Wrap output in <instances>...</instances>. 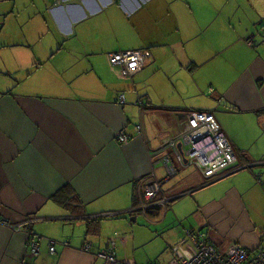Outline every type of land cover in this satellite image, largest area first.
Returning a JSON list of instances; mask_svg holds the SVG:
<instances>
[{
	"label": "crops",
	"instance_id": "1",
	"mask_svg": "<svg viewBox=\"0 0 264 264\" xmlns=\"http://www.w3.org/2000/svg\"><path fill=\"white\" fill-rule=\"evenodd\" d=\"M1 2L0 10H12L0 17L23 18L27 28L47 27L67 40L43 43L38 57L28 60L24 53L37 41L29 29L23 30L25 41L0 46V55L11 59L10 79L0 87V264H104L99 254L105 250H114L119 264H138V258H123L128 237H118L120 221L151 213L162 226L170 214L183 235L202 229L189 221L199 206L211 224L205 231L219 241L227 237L249 251L264 249V0ZM86 25L94 27L93 37L103 32L107 44L114 38L116 50L91 53L87 43L71 39ZM134 50L149 52L142 69L122 80L109 55ZM186 77L189 89L178 82ZM119 94L124 104L114 100ZM194 111L214 114L239 161L210 183L177 164L171 148L159 152L184 132ZM121 130L131 136L129 143L116 141ZM165 158L178 172L167 191L168 212L163 216L158 206L129 213L140 179L168 178ZM67 187L80 199L83 215L55 201ZM190 192L188 202L178 200ZM99 218V234L88 233L86 222ZM59 221L83 235L57 236L64 239H53L52 253L42 234L49 224L60 234ZM15 225L43 238L38 257L30 252L28 233Z\"/></svg>",
	"mask_w": 264,
	"mask_h": 264
},
{
	"label": "built area",
	"instance_id": "2",
	"mask_svg": "<svg viewBox=\"0 0 264 264\" xmlns=\"http://www.w3.org/2000/svg\"><path fill=\"white\" fill-rule=\"evenodd\" d=\"M264 39V37H263ZM247 44L253 46L254 39H247ZM147 54L143 51H125L109 55L110 64L114 68H119L121 78L133 77L143 67V61ZM116 102L124 104L125 95L119 94L114 99ZM137 132H142V126H136ZM168 140L159 150L171 148L174 153V160L184 168L199 171L203 178L210 182L217 178L223 171L231 167H238V157L233 146L221 129L215 116L211 112L194 111L186 117V127L184 132ZM131 136L124 130L118 132L116 141L119 144L129 143ZM182 144V152L178 145ZM168 173L166 180L159 181L155 174L139 180L138 205L142 213L158 206H162L164 212L167 211V204L172 200L167 195V191L174 186V179L178 175L177 168L173 160L165 158L162 160ZM258 182H262L261 175ZM163 194L160 198V194ZM14 230L26 231L30 236L28 246L33 255H38L42 238L33 234L29 229H24L23 225L12 226ZM50 252L56 250V242L49 241ZM69 246L68 243L65 244ZM90 243L84 245V250H90ZM100 257L104 264H119L116 254L113 251L105 250ZM156 264H264V249L257 248L249 251L237 242L223 238L216 239L209 231H188L185 238L175 245L171 250L160 258Z\"/></svg>",
	"mask_w": 264,
	"mask_h": 264
},
{
	"label": "rangeland",
	"instance_id": "3",
	"mask_svg": "<svg viewBox=\"0 0 264 264\" xmlns=\"http://www.w3.org/2000/svg\"><path fill=\"white\" fill-rule=\"evenodd\" d=\"M52 1L53 0H43L42 5L43 4L50 5ZM20 3H21V0H20ZM3 4H6V2H1L0 7L4 6ZM23 8H25V6ZM11 10H12V7H9L6 10H3L1 8L0 13L1 14L8 13ZM3 18H5V20L0 22V37H1L0 41L3 40V42L0 43V46H2L3 44L12 43V41H16L17 39H19V41L24 40L21 37L22 36L26 37V34L23 32L25 28L29 29L27 31V35L32 36L33 38L36 35L37 37L36 39L37 41L35 42L36 44L33 46L32 49L27 50L24 53V58L26 60L30 58H34V57L37 58L39 47H41L43 43H46V42L56 43V41L63 42L67 40L66 38L60 37L57 33L50 32L47 27L41 28L40 25H37L38 27L34 26L33 28H27V26L31 24L23 23V18H22V22L19 20V18H16L13 15L2 16L0 17V20ZM101 21H103V19H101ZM104 28L105 26L103 25V22H102V30H104ZM93 30H94V27L92 26L86 25L84 27H81V33H77L71 39H77L80 42L87 43V44H84L85 49L89 47V49L86 51H89L91 53L111 52V51L116 50L115 49L116 44H115L114 38H110L109 39L110 42L107 44L106 39L104 37V33L101 32L99 37H97V34L95 33L93 37V33H92ZM5 35H7L8 39L5 38ZM143 52L147 54L149 50H143ZM62 54H66V52L63 51ZM61 55H58V56L60 57ZM10 63H11L10 58L7 59L5 56L0 55V87H3L4 85H6L8 82V79H10V76L8 74V72L10 71V67H11ZM180 74L183 75L185 73L178 72L177 76ZM178 82L180 83V86L182 88H188V89L190 88L192 84L191 80L187 79V77L186 79H179ZM180 86L178 88L179 91H181L182 93H185L181 89ZM181 97H184V96H181ZM192 193L193 192L187 193L184 197L178 200L183 201V202H188L190 199H192V197H194ZM171 202L172 201H170L169 203ZM169 203L168 205H170ZM186 208L188 209V205L186 206ZM162 210H163V216H165L166 213L164 212V209ZM168 210H169V206H167L166 212H168ZM169 215L170 214H168L167 220L163 223L162 226L156 225L157 219L151 213L145 216L144 215H134L133 217L137 218L136 222H133L131 219H128L129 221H120L121 224H123V227L120 229V236H118L119 232L113 231V233L116 232V236L118 237H128L127 238L128 249H126V251L123 253V258L127 260L132 259L133 261L136 258H138L137 259L138 264H156L158 263V261H161L160 258H162V256L166 253V251L168 249L171 250L175 245H177L179 242H181L185 238L186 233L188 231H191V230H186L185 234L182 235L180 227H178L177 225L175 226L174 224H170L171 218L169 217ZM189 221L192 225H195L194 221H197L198 223H200L202 225L201 227L203 231L207 230V228L211 225L208 221V216H206L201 206L197 207V209L191 210L189 214ZM61 222L63 221L57 222L60 224V225H57V228L61 230L60 234H54L52 232L53 225L49 224L47 226L48 232L43 233L42 235L46 237L48 241L50 240L53 241V239L54 240L57 239L56 241H60V242L63 241L64 238H58L57 236H62L65 238L70 237V238L77 239L78 236L83 235V234H79L78 232H74L75 230L74 226L69 227L66 224H62ZM185 226L187 227V224H185ZM194 228L196 229L199 227L194 226ZM199 230L200 229L196 231H199ZM64 233H67V235L64 236L63 235ZM38 237H41V236H38ZM82 237L80 238L79 243H81ZM247 240L253 241L254 239L248 238ZM74 241H77V240H74ZM240 245L245 247L242 244Z\"/></svg>",
	"mask_w": 264,
	"mask_h": 264
},
{
	"label": "trees",
	"instance_id": "4",
	"mask_svg": "<svg viewBox=\"0 0 264 264\" xmlns=\"http://www.w3.org/2000/svg\"><path fill=\"white\" fill-rule=\"evenodd\" d=\"M160 108L161 109H170L171 111H174V109L168 108V107H160ZM215 179H213L212 181H214ZM210 182H208V183H210ZM54 199L56 202L63 204L66 207V209H69L76 214L79 213L78 215H83V212H84L83 207L84 206L82 204H80V199L74 193L68 192V187L61 190ZM133 200H134L133 208H137V205H138L137 194L136 195L134 194ZM100 221H101V218L95 219V220H88L86 222L87 232L90 234H99ZM29 238H30V236H29Z\"/></svg>",
	"mask_w": 264,
	"mask_h": 264
},
{
	"label": "water",
	"instance_id": "5",
	"mask_svg": "<svg viewBox=\"0 0 264 264\" xmlns=\"http://www.w3.org/2000/svg\"><path fill=\"white\" fill-rule=\"evenodd\" d=\"M264 27V26H263ZM254 40H255V38H256V34L255 33H253L252 34V36H251ZM263 37H264V33L263 34H261V43L262 44H264V39H263ZM180 117H182L183 116V114H178ZM178 148H179V150L182 152V149H183V146H182V144L180 143L179 145H178ZM262 177H263V175L261 176V180H262ZM262 182H263V180H262ZM172 201V200H171ZM135 212H140V213H142L141 212V210L140 209H136V208H131V211L129 212V213H135ZM147 214V213H146ZM199 231H202V229H200ZM36 235V234H35ZM36 236H39V235H36ZM66 243H68V242H66ZM69 244V243H68ZM33 255V254H32ZM40 255V251H39V254L38 255H33L34 257H38Z\"/></svg>",
	"mask_w": 264,
	"mask_h": 264
},
{
	"label": "clouds",
	"instance_id": "6",
	"mask_svg": "<svg viewBox=\"0 0 264 264\" xmlns=\"http://www.w3.org/2000/svg\"><path fill=\"white\" fill-rule=\"evenodd\" d=\"M259 248V247H258ZM256 250V249H255Z\"/></svg>",
	"mask_w": 264,
	"mask_h": 264
}]
</instances>
